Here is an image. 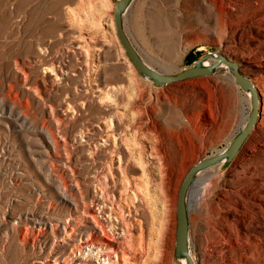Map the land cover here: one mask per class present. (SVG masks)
I'll use <instances>...</instances> for the list:
<instances>
[{
	"label": "rangeland",
	"instance_id": "374dc122",
	"mask_svg": "<svg viewBox=\"0 0 264 264\" xmlns=\"http://www.w3.org/2000/svg\"><path fill=\"white\" fill-rule=\"evenodd\" d=\"M115 2L0 0V264H184L179 187L248 119L224 65L140 76ZM124 27L160 72L215 51L255 84L254 128L198 174L216 173L203 202L188 197L189 248L197 264H264V0H134Z\"/></svg>",
	"mask_w": 264,
	"mask_h": 264
},
{
	"label": "water",
	"instance_id": "95a60500",
	"mask_svg": "<svg viewBox=\"0 0 264 264\" xmlns=\"http://www.w3.org/2000/svg\"><path fill=\"white\" fill-rule=\"evenodd\" d=\"M133 1L134 0H116L113 21L118 40L132 66L140 76L156 85H167L198 76L213 74L219 66L224 65L228 68L239 87L250 99L251 111L242 130L222 152L205 157L195 163L189 169L179 187L175 253L178 259H183L185 261V264H195L190 256L189 248L188 196L190 189L196 182L200 172L220 163H227L237 155L257 122L260 103L259 94L252 81L240 72L236 62L228 60L224 55L215 51L203 54L194 64L175 74L160 72L152 68L142 59L128 37L124 27V15Z\"/></svg>",
	"mask_w": 264,
	"mask_h": 264
},
{
	"label": "bare ground",
	"instance_id": "6f19581e",
	"mask_svg": "<svg viewBox=\"0 0 264 264\" xmlns=\"http://www.w3.org/2000/svg\"><path fill=\"white\" fill-rule=\"evenodd\" d=\"M131 42L133 43L134 47L136 48V50L138 51V53L140 54V56L142 57V59L146 62V59L144 58V56L142 55L141 51L139 50V48L137 47L136 43L133 41V39H130ZM253 83V82H252ZM254 87L256 88L255 84ZM260 104V103H259ZM161 162V160H160ZM159 163V166H161V163ZM163 165V164H162ZM216 173H214V171L212 172L211 170L209 172H206L204 174V176L202 178L197 177L196 182L193 184V186L190 189V193H189V198L192 192L193 187H195V203L198 206L201 202H203V199L205 198V196L209 193V188L211 186V181H212V177L215 175ZM122 218V217H121ZM189 242H190V236H189ZM107 244V241L105 242ZM114 244V243H113ZM110 245V244H107ZM190 256L192 258V260L195 262V264H197L195 256L192 254V252L190 251ZM149 259L146 258L144 260V263L146 261H148ZM142 261V260H140ZM180 261H182L185 264V261L183 259H181Z\"/></svg>",
	"mask_w": 264,
	"mask_h": 264
}]
</instances>
